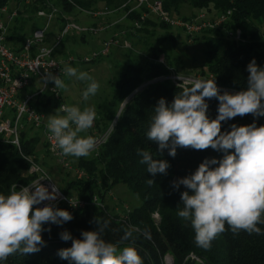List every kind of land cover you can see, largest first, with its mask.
<instances>
[{
	"label": "trees",
	"instance_id": "trees-1",
	"mask_svg": "<svg viewBox=\"0 0 264 264\" xmlns=\"http://www.w3.org/2000/svg\"><path fill=\"white\" fill-rule=\"evenodd\" d=\"M10 2H15V6L10 5L19 8V16L10 23L8 44L17 50L22 48L34 30L43 26V20L35 16L40 9L52 8L50 4L61 7L62 12L66 14L82 13L91 17L94 15L87 10H112L122 5V3L117 4L116 0H0V7ZM163 5L174 18L187 16L184 19L196 17L198 13L194 11L195 9L213 17L231 11L228 20L220 28H206L201 36L195 38L198 44L203 42L201 50L204 55L203 63L197 66L196 70L201 73L202 79L215 77L221 93L224 91L234 93L246 87L247 65L253 58L257 65L264 67V0H163ZM130 8L131 5H128L124 11H129ZM187 10L191 12L189 16L186 15ZM145 11L146 8H142L141 11L136 9L129 12L127 27L133 30L129 37L143 32L146 37L151 36L154 32H151L150 25L159 24L166 30L173 27L157 17L155 18L160 22L154 21L155 18L150 15L141 20ZM103 15L98 14L97 21L93 24L98 26ZM136 19L141 20L140 27L135 26ZM56 21L49 31L51 38L57 34L58 28L63 27L65 18L59 14ZM236 29L241 30L246 42L231 40L226 35L228 31ZM73 36L75 35L63 37L60 48L56 51L59 59L63 60L62 58L70 53L65 48L68 41L75 38ZM84 37L82 35V39ZM171 39L176 41V36H172ZM133 45L137 50L140 48L137 42ZM116 48V51L109 52L106 56L115 58V62L111 64L113 71L110 83L113 93L98 103L95 124L88 130L89 135L93 137L105 133L110 127L111 131L105 142L100 145L98 154L90 158L68 156L70 161L86 171L88 177L78 179L74 176L73 180L64 178L60 183L58 182L59 188L68 195L87 200L92 199L94 195H100L104 206L89 205L75 212H71L64 204L57 206L71 212L73 219L62 226L51 225L50 233L47 230L42 232L45 244L38 252L25 255L17 253L9 256L5 261H0V264H74L58 256L59 249L71 246V240L62 241L59 234L68 230L74 238H79L83 230L98 228L95 217L110 222L109 228L104 233V239L109 242L118 243L123 234V228L128 226L137 228L139 231L133 234L134 246L144 264H164L166 255L173 257L174 264H264V224L258 225L262 230L260 235L248 234L245 231L234 235L226 224V230L212 241L209 249L196 245L195 233L190 221H185L178 216V211L183 208L180 202L181 192L186 189L181 185L176 190L172 187V182L193 173L206 157L219 159L224 153L211 148L197 151L179 147L175 157L168 154V149L163 150L162 154L159 153L158 145L150 142L146 134L152 123L158 100L163 97L170 104L175 95L182 91L181 86H177L170 78H160L169 75L172 70L170 67L176 68L179 62L176 58L173 61L167 48L160 46L158 49L151 50L148 57L150 61L126 63L124 57H130L134 50L119 45ZM161 54L166 55L168 66L159 59ZM101 58H103L101 55L92 57L91 62L100 61ZM81 61L90 62L85 58ZM75 62L76 60L72 61V63ZM145 83L147 84L126 102L121 116L117 117L116 111L121 104ZM49 84L54 82L49 81ZM35 89L36 85L33 84V87L26 90L28 92ZM60 94V98H56L55 94L48 89L35 97L34 105L45 112L50 107L59 110L60 103L65 102L61 90ZM207 103L208 116L215 118L218 100L213 98L207 100ZM254 119L256 118L251 115L237 116L233 120L222 122V131L230 130L233 123L246 125L252 123ZM256 123L258 126L264 124V117L256 119ZM41 131V128L27 125L21 132L22 150L25 155L34 156L36 161L51 172L54 168L50 167L44 158L51 156V153L45 140L41 139ZM40 146L43 149H40ZM140 150L149 151L155 159L167 160L170 165L167 174L152 177V174L147 173V166L140 163L141 157L138 155ZM29 168L30 162L17 147L1 136L0 194H10L13 185H16L17 190L20 185L30 184L37 175L28 173ZM66 173L67 176L72 174L68 171ZM150 178L156 180L151 186L147 184ZM117 183L127 185L141 198L142 203L133 208L128 207L129 211L123 206L124 204H119L123 212H115L120 210L118 205L114 207L109 202H105V196ZM155 214L159 215L158 219ZM48 227L49 225H44L45 229ZM144 233L150 234V238H146ZM129 243L131 242H125L119 247L122 249Z\"/></svg>",
	"mask_w": 264,
	"mask_h": 264
},
{
	"label": "clouds",
	"instance_id": "clouds-1",
	"mask_svg": "<svg viewBox=\"0 0 264 264\" xmlns=\"http://www.w3.org/2000/svg\"><path fill=\"white\" fill-rule=\"evenodd\" d=\"M247 72L246 87L234 93H221L214 77L191 79L187 85H181L182 91L170 104L161 97L146 134L150 142L158 145L159 153L168 149L172 157L176 156L178 147L197 151L211 148L224 153L219 159L206 157L193 173L172 182L174 189L181 185L186 189L181 192L183 208L178 216L190 221L195 243L203 249L211 247L212 241L226 230V224L234 235L241 231L262 234L258 225L264 224V124L258 126L256 119L264 117V67L253 58ZM63 73L79 81H90L82 93L84 100L97 93L99 84L88 72H78L69 66ZM178 79L184 78L178 75ZM46 80L54 82V89L68 90L60 75L48 72ZM213 98L219 103L216 117L210 118L207 100ZM59 111L64 114L49 115L47 121L55 146L65 156L88 157L95 150L97 140L81 133L92 128L97 115L95 108L81 110L77 106L61 105ZM246 115L256 119L246 125L233 123L230 130L222 131V122ZM116 116L121 113L116 111ZM138 155L152 177L167 174L170 167L167 160L155 159L147 150H140ZM43 179L53 180L42 177L19 191L13 185L10 194H0V261L17 253L38 252L45 244L42 232L50 233L51 225L62 226L73 219L71 212L52 203L58 199L60 188L52 183L49 191V187L40 183ZM155 182L154 178L147 180L149 186ZM43 201L49 203L39 206ZM93 201L99 207L94 198ZM70 203L73 207L77 205L71 200ZM95 222L98 228L83 230L79 238H74L68 230L60 232V239L71 240V246L59 249L58 256L74 264H144L134 246L133 234L139 231L137 228H123L119 242L113 243L104 239L110 222L97 217ZM45 224L49 225L47 229ZM144 235L150 238V234ZM129 241L127 246L119 247Z\"/></svg>",
	"mask_w": 264,
	"mask_h": 264
},
{
	"label": "built area",
	"instance_id": "built-area-1",
	"mask_svg": "<svg viewBox=\"0 0 264 264\" xmlns=\"http://www.w3.org/2000/svg\"><path fill=\"white\" fill-rule=\"evenodd\" d=\"M132 1H135L138 8H146V11L143 12L141 16V20L145 19L149 15L151 17H157L166 23H169L170 25L182 27L187 33L192 35L201 32L203 29L213 28L214 26H220L224 24L231 14V11L223 13L219 15L214 21L198 20L197 23L192 21L185 22L179 18H174L171 13L164 8L163 0ZM138 8L131 6L128 12ZM0 11L2 12L0 15V137L3 136L5 141L14 144L18 151L30 162L28 173L37 175L31 183L39 180L42 177L51 179L53 178L49 172L38 161H36L34 157L25 155L23 153L21 145V132L26 128L27 125H34L35 127L42 129L44 139L51 156H55L58 159V162L63 169L73 171V174L77 178H84L88 176L85 170L77 168L76 165L70 161L69 157L63 155L61 150L55 146L54 141L51 138V133L47 128V114L45 111L37 109L33 101L38 94L44 93L48 89L55 94L56 98H60V90L54 89V84L50 85L49 81L46 80L48 72H51L53 75H60V77L63 79V69L65 68V63L56 55V51L59 49L60 42L62 41L63 37L72 35L76 32V30L82 31L91 29L82 28L76 24V21H74L72 18L63 15V18H65L63 27L61 29L58 28L57 34L51 38L52 36H50L49 31L57 22L56 19L59 15L57 14L56 8L52 7L48 10L41 9L37 12V17L43 20V26L34 30L32 35L26 39L22 48L17 50L8 44V34L10 23L19 14V8L11 7L7 4L3 7H0ZM111 11L112 10L106 9L104 11L95 12L93 15L111 13ZM141 20L136 19L134 21L136 27L141 26ZM228 32L231 37H234L238 40H243L240 29ZM115 43H118V41H107L104 43L105 48L102 50V52H94L93 57H95L97 54H105V51L108 53L111 46ZM85 59L90 60L89 57H85ZM68 60L69 62H72L76 60V56H71L68 58ZM172 74L175 78L174 80L172 78L171 79L175 84H180V86L187 85L191 79H194L184 78L175 72ZM178 75L184 79L182 81L179 80ZM33 84L36 85V89L34 91L27 92L26 89L33 87ZM61 105L67 104L65 102H61L59 107ZM94 124L95 120L93 126ZM110 131L111 127L105 133L95 137L97 140V146L93 152L98 151V147L103 142H105ZM40 183L46 187H49V191H51L50 185L56 182L54 180L50 181L48 179H43L40 181ZM23 186L26 185H20L17 191H19L20 187ZM93 198L99 206H104V203L102 200H100L98 195H94ZM93 198L89 200L79 198L75 195H68L59 189V197L52 203L55 207L64 204L71 212H75L77 210L84 209L89 205H96L93 201ZM70 200L73 203H77V205L73 207L70 203ZM47 203H49V201H43L39 206L42 207ZM126 208L128 207L126 206ZM127 210L129 211V208Z\"/></svg>",
	"mask_w": 264,
	"mask_h": 264
},
{
	"label": "rangeland",
	"instance_id": "rangeland-1",
	"mask_svg": "<svg viewBox=\"0 0 264 264\" xmlns=\"http://www.w3.org/2000/svg\"><path fill=\"white\" fill-rule=\"evenodd\" d=\"M14 3L10 2L8 5L15 6ZM116 3L117 4L122 3V5L119 8L113 7L114 9H112L111 13H103L104 15L100 19L98 26L93 24L97 21L98 14L92 17L89 15L82 14V13H76V14L67 13L66 14L62 12L61 7L54 6L53 4L49 5L50 7L56 8L58 15L61 14V15L70 17L74 21H76V24H78L80 27L91 29V30H82V31L76 30V32L72 34V35H75L73 36L75 38L69 40L65 48L70 53H68L67 57L62 58V59L65 63V67H69V66L74 67L78 70V72L79 71L88 72V74L91 77H93V79L99 84V89L94 96H90L88 100H84L82 93L86 89L90 81H79L75 77L69 78L64 75L63 79L65 83L68 85V90L62 91V94L64 96V101L67 104V106H77L81 108V110L84 107H94L95 111H97L98 103H100L107 96H110L113 93V90H112L113 87H112V84L110 83L112 79V71H113V67L111 66V64L112 62H115V58L114 56L113 57L112 56L106 57V56L109 54V52L111 53L112 51H116L117 50L116 47L118 45L123 48L124 47L128 48L129 50L132 49L135 52V53L131 52V54L129 55L130 57H124V61H126V63L128 62H133V63L140 62L141 63L146 60L150 61L151 59L150 58L148 59V57L150 56L152 49H155V48L158 49L160 46L167 48L168 53L172 57L173 61H175V58H176L179 64L175 66L176 68L170 67L172 68L171 73L166 76H161L160 77L161 79L170 77V79L172 78L174 80L175 77L172 74L173 72L183 76L184 78L202 79V76L200 75L201 73L197 72L196 68H198L197 66L202 64L204 60V55L201 50V47L203 48V45H202L203 42L198 44L195 41V38L201 36L204 33V29L201 32L192 35V34L187 33L186 30H184L182 27H179V26H173L169 30H166V28L161 27L159 24L158 25L155 24V25L149 26L151 32H154L153 34H151V36L146 37L145 33L143 32L142 34H138L134 37L132 36L129 37L128 35L130 33H133V30L127 27L128 26L127 17H128L129 12L127 10L124 11V9L125 7H127V5H131L134 8H138L137 4L135 3V1H132V0H116ZM48 9L50 8H47L44 10H48ZM137 10L141 11L142 8H138ZM87 11L92 14H94L95 12H98L97 10L96 11L87 10ZM194 11L198 13L196 17H192L191 19H184V17H187V16L183 15V16H179V19L184 20L185 22L192 21L194 23H197L198 20H204V21L213 20L214 21L218 17V16L217 17L208 16L206 12L200 11L199 9H195ZM190 13H191L190 10H187L186 15L189 16ZM1 14L2 12L0 11V15ZM25 14L28 15L27 13ZM17 16H19V14ZM35 18H37V14ZM154 21L160 22V20L156 18L154 19ZM220 27L221 25L214 26V28H220ZM82 35L85 36L84 39H82ZM226 35H228V37L231 40L235 39L234 37H231L229 35V32L226 33ZM172 36H176V41H173L171 39ZM109 40L113 42L118 41V43H115L117 45L113 44L110 48L111 50L108 53H106L105 51L104 52L105 54L101 55L103 56V58H101L100 61L91 62L92 61L91 58L93 57L94 52L95 53H98V51L102 52V50L105 48L104 43H106ZM235 40H238V39H235ZM241 41L246 42V39L243 38V40L241 39ZM134 42H137L140 45V48L137 47L138 50L134 47L133 45ZM59 48H60V45H59ZM71 56H76L75 63L69 62L68 58H70ZM85 57H89L90 62L81 61V59H84ZM96 57H99V54H97ZM159 59L162 62L164 61L165 64H167L166 55L161 54ZM181 65L183 66L179 67ZM125 101L123 102L124 105L126 104ZM122 104L118 110L120 113L124 107V105ZM46 114H47V121L49 119V115H56V114L63 115L58 109L54 107L48 108L46 110ZM40 135H41L42 141L45 140L44 134L42 131ZM81 135H89V132L81 133ZM41 148L43 149L42 146H40V149ZM99 151H100V146L98 147L97 152H92L87 158H90L93 155L98 154ZM44 158L47 161L48 165L54 168V170L51 172L48 169L46 170L49 172V174L51 175V177L53 178V180L56 182L58 186H59V183L64 178L67 180H73L75 178L73 171H68L66 169H63L60 166L58 159L55 156H47V158L46 157ZM76 162H77V159H76ZM76 167L80 168L77 165ZM66 171L71 172L72 174L67 176ZM78 179H82V178H78ZM99 198L100 200H102V197L100 195H99ZM105 198H106L105 202L106 201L109 202L111 206L116 207V205H118V208L120 210L115 211V212H121V213L123 212V210L119 206V204L121 205L124 204L123 205L124 207L127 206L129 208H133L135 206H139L142 203L141 198L138 195H136L133 191H131V189L123 183H117L113 185L110 188V190L106 193ZM155 217L156 219H158L159 215L155 214ZM195 258L199 260V258L197 257ZM169 259H171V261H169ZM164 264H174L173 257L171 255H166L164 257Z\"/></svg>",
	"mask_w": 264,
	"mask_h": 264
},
{
	"label": "water",
	"instance_id": "water-1",
	"mask_svg": "<svg viewBox=\"0 0 264 264\" xmlns=\"http://www.w3.org/2000/svg\"><path fill=\"white\" fill-rule=\"evenodd\" d=\"M146 85V84H145ZM145 85L140 86L139 88H137L125 101V103L130 99V97H132L138 90H141ZM124 105V103L122 104Z\"/></svg>",
	"mask_w": 264,
	"mask_h": 264
},
{
	"label": "bare ground",
	"instance_id": "bare-ground-1",
	"mask_svg": "<svg viewBox=\"0 0 264 264\" xmlns=\"http://www.w3.org/2000/svg\"><path fill=\"white\" fill-rule=\"evenodd\" d=\"M169 261H171V259H169Z\"/></svg>",
	"mask_w": 264,
	"mask_h": 264
}]
</instances>
